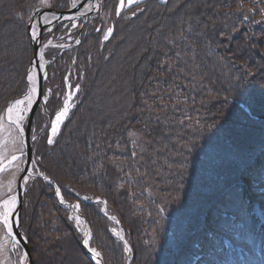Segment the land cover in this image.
Returning <instances> with one entry per match:
<instances>
[{
    "label": "trees",
    "instance_id": "16d2710c",
    "mask_svg": "<svg viewBox=\"0 0 264 264\" xmlns=\"http://www.w3.org/2000/svg\"><path fill=\"white\" fill-rule=\"evenodd\" d=\"M40 1L0 0V116L27 89ZM117 3L41 33L48 100L19 217L33 264H93L53 183L104 264H264V0H140L120 15Z\"/></svg>",
    "mask_w": 264,
    "mask_h": 264
},
{
    "label": "rangeland",
    "instance_id": "374dc122",
    "mask_svg": "<svg viewBox=\"0 0 264 264\" xmlns=\"http://www.w3.org/2000/svg\"><path fill=\"white\" fill-rule=\"evenodd\" d=\"M78 1L79 0H71V2L73 3H76ZM96 1H99V0H87L85 4H82V7H79L76 10L75 15L80 14L81 12H84V11H89L92 8V6L96 3ZM138 1L140 0H135L134 3ZM39 4L45 7H51L50 0H41ZM118 4H119V0L117 3V6ZM99 8L100 7H98V9ZM72 15H74V13ZM50 17L51 16H48L47 13L41 14L42 21L43 20L45 21L49 19ZM78 18L79 17H72L73 25L76 24V21ZM53 23L50 22L46 26H50V24H53ZM36 25H37V20L34 19L33 25L31 27V31L33 27L36 28ZM109 28H111L110 25L106 28L104 35L107 34V30ZM50 39L51 38H47L44 42H42L41 40V44H42L41 49L43 52H44L45 46L49 44L48 43L49 41H51ZM28 87L29 86L27 82V89L20 96L10 100L5 106V108L3 109L1 116H0V117H3L2 119H0V135L5 131V129H7V127L9 126L11 127L9 131V135H8L9 137L3 143L4 150L0 154V202H2L5 199H8L11 196H14L15 189H16V181H17L18 175L21 172V169L24 163V154H23L24 145L22 141V134L19 132V128L17 125H10L9 122L5 119V112H6L7 106L9 105L11 101H15L16 99L23 98V95L26 94ZM27 114L28 112L24 113L25 121H24L23 127L25 126V123H26ZM50 135H51V127H50ZM13 156L18 157V159L16 161H12ZM31 169H32V165H31ZM101 208L103 210H106L104 204L101 205ZM109 217L114 223L111 226V228L112 229L115 228L119 232L120 234L119 237L123 236V241L125 243L126 240L124 238V233H123V230L120 224L117 223L118 220L116 218L112 219L114 216L111 214H109ZM76 225L80 228L82 224H79L76 222ZM18 245L19 243H17L16 239L12 236V234L8 233L7 230L4 228V226L0 224V264H27V258L24 255L23 250L19 249Z\"/></svg>",
    "mask_w": 264,
    "mask_h": 264
},
{
    "label": "water",
    "instance_id": "95a60500",
    "mask_svg": "<svg viewBox=\"0 0 264 264\" xmlns=\"http://www.w3.org/2000/svg\"><path fill=\"white\" fill-rule=\"evenodd\" d=\"M85 1L86 0H79L76 3L71 2L70 5L65 9H55L52 7H45L41 4L34 7L31 15L27 21V28H28L29 35H30V41H31V44L33 47V53H32L31 59H30V64L28 65V68H27V72L25 75L26 77H27L28 70L31 67H33V65L39 60L38 54L42 50L41 49V45H42L41 44V33H42L43 28L50 22L51 23H53L55 21L56 22H62L63 20H68V19H71L72 17H80L81 18L80 26H81L85 20V16L94 13L96 11L95 10L96 6L98 7V5H99V3H97V5L92 6V8L89 11H84V12H81L80 14L75 15V11L77 10V8L80 7ZM46 12L49 14L52 13L55 16L50 17L49 19H47L45 21L44 20L42 21L41 14L46 13ZM73 13H74V15H72ZM34 19L37 20V25H36L35 29L38 33V39H36V40H33L31 38V27L33 25ZM77 37H79V33H78ZM65 45L67 46V44H65ZM65 45H64V47H65ZM48 62H49V60L44 58V63H45L44 72H46V65ZM41 76H43V73H41ZM44 79L45 78H42L40 80L41 89H42V84L44 82ZM28 86H29V83H28ZM41 97H42V94L36 98V103H34L32 105L31 111H28V114H27L26 123L24 126L25 131L22 134V141H23V145H24V151H23L24 163H23L21 172L18 175V178L16 181V189H15V193H14V196H16V198H17L18 212L16 213V217L18 219V223L13 224V231L11 234L16 239V241H18L20 246L22 247L24 255L27 258V264H33V261H32V257H31L29 247H28L27 240H26L25 236L23 235V233L21 232V229H20L19 217H20V210H21V206H22V196H23V192L25 190V182L29 177L35 176V173L32 172V169H31L32 147H31V138H30L29 131H30V123H31L33 113H34L38 103L40 102ZM53 185L55 187V194H56L57 186H55L54 183H53ZM59 198H61V197L59 196ZM63 204L69 206V209H70V211L74 217L78 215L81 218V220H82V225L80 227L81 243H82V246L85 249L86 253L91 258L93 264H97L98 261H99V264H104L101 254L99 257H96L95 259H93L94 255L90 251V248H94V247L89 246V245L85 246L83 243V241L85 239V232L86 231L90 232L86 219L80 214L78 209L74 208V205L68 204L66 201H63ZM75 222H76V220H75ZM88 239H89V237H88Z\"/></svg>",
    "mask_w": 264,
    "mask_h": 264
},
{
    "label": "snow or ice",
    "instance_id": "6c2138e0",
    "mask_svg": "<svg viewBox=\"0 0 264 264\" xmlns=\"http://www.w3.org/2000/svg\"><path fill=\"white\" fill-rule=\"evenodd\" d=\"M135 2V0H119V4L116 8V15H120L121 10L124 9L126 6H130ZM75 26V25H74ZM112 29L109 28L107 30V34L104 36V39L107 40L108 36L111 34ZM31 38L33 40L38 39V33L33 27L31 31ZM49 44L51 41L48 42ZM39 60L28 70L26 80L29 83L28 90L26 94L23 95L22 99H16L12 104H10L7 107V119L12 121L15 125L18 126L19 132L21 134L24 133L25 129L23 127L25 116L24 113L31 111L32 105L36 103V98L43 94V98L45 101L48 100L47 92H42V89L40 87V80L42 78H46L47 73L44 72L45 69V63H44V52L41 50L39 52ZM41 73H43V76H41ZM67 79V78H66ZM79 85L75 86V90L72 89L71 86H69V91L67 92V95L65 99L63 100V106L60 108V110L56 111L54 119L51 121V135L48 138V143H52L53 139L52 137L55 136L59 129L61 124L64 122V120L68 117L70 108L73 106V96L75 92H78ZM50 91V90H49ZM3 117H0L2 119ZM34 139V137H33ZM18 157L13 156L12 161H16ZM47 179V177H45ZM56 195L61 197V202L63 203V196L61 195V191L59 188L56 189ZM87 199V197H85ZM75 209H79V204H76L74 206ZM18 212L17 209V198L16 196H11L8 199L3 200L0 202V224L4 226V228L7 230L8 233H12L13 231V224L18 223V219L16 217V213ZM77 223H80V217L77 215L73 217ZM112 219H115L113 217ZM117 223H119L117 221ZM113 233L116 235H120L119 232L113 228ZM86 237H90V232H85ZM120 239L123 240V236H120ZM89 239H84L83 243L85 246L89 245ZM18 243V241H17ZM125 247L127 249V242L125 241ZM90 251L94 253L93 259L100 256V252H98L95 248H90ZM99 264V261L97 262Z\"/></svg>",
    "mask_w": 264,
    "mask_h": 264
},
{
    "label": "bare ground",
    "instance_id": "6f19581e",
    "mask_svg": "<svg viewBox=\"0 0 264 264\" xmlns=\"http://www.w3.org/2000/svg\"><path fill=\"white\" fill-rule=\"evenodd\" d=\"M86 1H87V0H86ZM46 13H47V12H46ZM46 13H45V14H46ZM47 15H48V16H51V17L55 16V15H53L52 13H50V14L47 13ZM29 86H30V85H29ZM21 99H22V98H21ZM13 102H14V101H11V102L9 103V105L12 104ZM9 105H8V106H9ZM8 106H7V107H8ZM5 119L9 122L10 125H15L14 123H12V121H10V120L7 119V109H6V112H5ZM10 128H11L10 126L7 127V129H5V131L0 135V154H1V152L4 150V147H3L4 145H3V143H4V141L7 140L8 137H9L8 135H9ZM79 224H82L81 219H80V223H79ZM86 238H88V237L85 236V239H86ZM92 254L94 255V253H92Z\"/></svg>",
    "mask_w": 264,
    "mask_h": 264
}]
</instances>
